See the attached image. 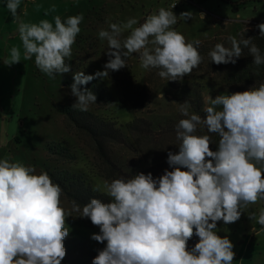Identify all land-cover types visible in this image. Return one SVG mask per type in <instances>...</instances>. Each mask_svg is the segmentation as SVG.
Listing matches in <instances>:
<instances>
[{
	"label": "clouds",
	"instance_id": "clouds-1",
	"mask_svg": "<svg viewBox=\"0 0 264 264\" xmlns=\"http://www.w3.org/2000/svg\"><path fill=\"white\" fill-rule=\"evenodd\" d=\"M20 3L7 0L6 8L18 24L24 60L34 56L37 68L48 76L70 72L66 58L71 60L83 15L63 22L55 16V27L46 19L26 23L17 14ZM175 6L159 8L143 23L130 18L100 30L99 38L108 42V61L103 71L93 75L74 73L72 108L87 111L96 103V95L80 86L127 67L126 59L133 54H138L141 69H159L158 75L168 81L182 80L198 67L203 59L200 41H187L172 27L178 18L192 19L193 13L177 16L172 11ZM199 16L205 19L203 12ZM257 28L264 37V23ZM125 31L129 35L122 39ZM227 39L231 47L217 43L208 52L211 62L235 64L243 46L255 65L264 64V55L252 38ZM20 61V49L12 47L3 63L10 66ZM208 101L203 118L189 115L187 101L179 103L180 113L187 118L175 126L180 143L178 152L167 153L171 171L166 169L158 178L141 172L105 181L102 190L110 202L92 198L82 210L74 205L79 217L89 218L100 228L91 239L106 242L92 264H233L234 245L227 236L217 234V222L234 223L249 204L264 200V83L243 92L209 96ZM201 124L220 137L217 150L210 149L209 135L195 134ZM61 194V187L46 172L35 174L33 167L0 159V264H61L66 256L63 242L69 235ZM248 217L264 226V209L258 218L255 213ZM194 229L199 242L189 250L187 241Z\"/></svg>",
	"mask_w": 264,
	"mask_h": 264
},
{
	"label": "rangeland",
	"instance_id": "rangeland-1",
	"mask_svg": "<svg viewBox=\"0 0 264 264\" xmlns=\"http://www.w3.org/2000/svg\"><path fill=\"white\" fill-rule=\"evenodd\" d=\"M236 1L243 0H90L91 4L80 0L22 1L30 7L26 23L46 19L55 27V16H60L62 22L69 16L82 14L84 17L79 25L81 31L72 45L71 60L66 58L71 71L55 77L42 73L35 65L34 56L24 60L20 38L10 44L0 39V159L9 158L10 162L33 167L35 174L46 172L61 187L60 200L66 213L68 236L88 241L97 253L106 244L91 239L100 228L89 218L79 217L81 213L74 210L77 204L67 194L74 183L89 187L94 193L105 194L102 190L105 181L128 179L141 172L158 175L170 170L167 153L178 152L180 142L176 139L175 126L179 120L187 118L180 113L179 103L187 101L188 86L201 93L205 109L210 106L209 96L243 92L264 83V64L255 65L248 48L241 46L242 56L235 64L217 65L208 56L217 43L231 47L229 36L237 40L252 38V43L264 55V37L257 28L264 23V3L248 1L234 13L230 2ZM173 2L179 4L172 9L175 15L184 11L193 13L192 19L178 18L172 27L187 41H200L198 51L202 62L182 80L168 81L158 75L159 69H141L138 54H133L126 59L127 67L90 81L91 87L98 83L103 86L112 102L96 98V103L90 104L86 112L113 121L130 136L126 144L104 142L111 159L107 162L91 135L59 111L76 102L70 89L73 75L77 71L93 75L104 70L109 48L108 42L98 36L97 25L102 20L107 22V30L111 23H123L130 18L143 23L161 7L171 10ZM201 12L205 14L204 20L199 16ZM128 35L125 31L122 39ZM12 47L20 49L21 61L6 66L3 61L10 58ZM89 51L91 58L88 60ZM188 112L189 115L194 113L189 105ZM135 119H142L151 127L142 124L141 132L129 135L126 125ZM195 134L210 138L214 135L202 124L197 126ZM257 203L243 209L240 219L234 223L217 222V234L227 236L234 245L233 264H264V233L254 235L251 229L256 226L259 230L261 225L248 217L255 213L258 218L264 209V200Z\"/></svg>",
	"mask_w": 264,
	"mask_h": 264
},
{
	"label": "trees",
	"instance_id": "trees-1",
	"mask_svg": "<svg viewBox=\"0 0 264 264\" xmlns=\"http://www.w3.org/2000/svg\"><path fill=\"white\" fill-rule=\"evenodd\" d=\"M248 1L254 0H243L230 2L232 5L233 12L236 13L239 6H244L248 3ZM74 81H72L73 83ZM71 83V84H72ZM81 90L87 88L91 90L98 100L111 103V98L106 94L105 89L99 83L98 85L91 87L90 82L87 85H81ZM191 89V86L186 88L187 91V104L193 109L195 114L200 115L202 118L205 116L204 107H203V97L199 91ZM233 94L229 92V95ZM194 99V100H193ZM61 113L68 116L69 119L74 122L80 129L86 130L91 137L94 139L97 144L98 151L102 158L107 162H110L111 159L107 153L104 142H117L118 144H126L128 143V139L130 136L125 135L122 131L123 127L117 128V124L113 121H106L104 118H100L99 116L86 112L80 111L78 109H73L72 107L61 108L59 109ZM142 124L148 125L146 121L142 119H135L133 122L126 125V131L130 134L139 133L142 131ZM151 130V129H150ZM149 133L151 131L148 130ZM220 137L214 133L211 138L210 149L215 151L217 150V145L219 143ZM210 159V158H209ZM172 168L170 167L171 171ZM186 170V169H183ZM154 178H158L164 174V171L160 172V174L151 173ZM71 192H67L68 196L75 200L76 204L83 207L86 203L90 201L92 198H96L101 200L102 202L108 203L111 198L105 194L94 193L89 187H85L84 185L75 184L71 186ZM73 190V192H72ZM199 242V237L195 235V229L193 236L187 241V248L192 249L196 243ZM64 246L66 248V256L61 261V264H92V260L94 257L98 255V253L92 249L89 242L83 239L75 238L73 236H67L64 240Z\"/></svg>",
	"mask_w": 264,
	"mask_h": 264
},
{
	"label": "crops",
	"instance_id": "crops-1",
	"mask_svg": "<svg viewBox=\"0 0 264 264\" xmlns=\"http://www.w3.org/2000/svg\"><path fill=\"white\" fill-rule=\"evenodd\" d=\"M22 1L23 0H21L20 6L17 10V14L20 15V19L26 22L30 7L27 8L26 5H23ZM80 1L82 2L88 1L91 4L90 0H80ZM255 1L259 3H264V0H255ZM6 2L7 0H0V39H4L5 41H8V43L10 44V42L17 40L20 37L18 35V24L13 22V17L11 16L10 11L6 8ZM31 5H34V4H31ZM142 18L143 17H140V19ZM247 22H251V21H246L245 23ZM97 27L99 28L98 29V33H99V31L102 29L107 30L108 25L106 21L102 20L101 23H98ZM87 58L88 60L91 58L90 51L87 54ZM253 205H258V203L256 202ZM262 207H264V205ZM251 231L254 232V235H260L261 233H264V226H261L259 230L257 229L256 226H254L251 229Z\"/></svg>",
	"mask_w": 264,
	"mask_h": 264
},
{
	"label": "built area",
	"instance_id": "built-area-1",
	"mask_svg": "<svg viewBox=\"0 0 264 264\" xmlns=\"http://www.w3.org/2000/svg\"><path fill=\"white\" fill-rule=\"evenodd\" d=\"M173 4H176V6L173 9H176L179 5L177 2H173L171 5H173ZM171 5H170V8H171Z\"/></svg>",
	"mask_w": 264,
	"mask_h": 264
}]
</instances>
